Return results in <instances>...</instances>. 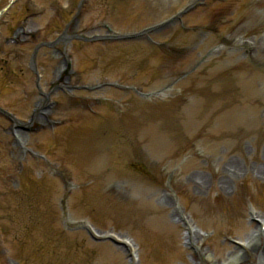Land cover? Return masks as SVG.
Returning <instances> with one entry per match:
<instances>
[{"label": "rangeland", "instance_id": "374dc122", "mask_svg": "<svg viewBox=\"0 0 264 264\" xmlns=\"http://www.w3.org/2000/svg\"><path fill=\"white\" fill-rule=\"evenodd\" d=\"M192 1L15 0L0 15V107L22 123L39 98L27 68L37 35L67 25L105 35L69 40L70 84L87 89L51 93L47 122L16 127L22 146L0 112V264H130L83 222L130 238L135 264H223L254 233L264 219V0H198L138 38L107 32L139 31ZM17 24L36 35L22 61L2 53L17 47ZM48 51L36 60L46 93L58 61ZM241 257L234 264H258V249Z\"/></svg>", "mask_w": 264, "mask_h": 264}, {"label": "flooded vegetation", "instance_id": "af4514ba", "mask_svg": "<svg viewBox=\"0 0 264 264\" xmlns=\"http://www.w3.org/2000/svg\"><path fill=\"white\" fill-rule=\"evenodd\" d=\"M77 19H75L73 27H75ZM69 25L65 26L61 30V32H58L59 29H54L53 32L55 33L54 36L50 37H43L40 38V35H37V38H39V41L33 46L31 53L29 54V58L27 60V68H29V71L36 74V86L39 88V98L35 102V108L32 109V114L29 116V119L32 118L33 121H45L47 122L46 114L50 113L49 106H53L54 102L50 100V94L55 93L59 90L66 91L71 89H85L87 87H81L83 85H72L70 84L71 80V69L70 65L68 63V56L65 52V48L69 43V40L71 41L72 38H75L78 34L75 33V29L72 28L71 31L68 30ZM69 31V32H68ZM33 30H25L24 26H21V24H17L15 26V30L12 33V42L14 45H17V47L14 48L12 51L8 52H2L4 54H13V58L19 61L23 60V57L26 56V52L23 50L25 47L32 45V38H35L36 35ZM37 44H40V47L38 48L35 57L32 58L33 50L36 47ZM21 47V48H20ZM19 48L21 50H19ZM43 48H50V51L48 53L51 57H56L58 59L57 64L53 68V79L51 80V83H49L47 86L50 87L49 92H43L40 88V77L42 75L40 74L41 68L37 67V57L40 53V50ZM45 52L44 54H46ZM7 58H5V61ZM65 67L67 74H63ZM22 70V69H21ZM46 81H44L45 83ZM46 84V83H45ZM78 87V88H77ZM38 112V113H37Z\"/></svg>", "mask_w": 264, "mask_h": 264}, {"label": "bare ground", "instance_id": "6f19581e", "mask_svg": "<svg viewBox=\"0 0 264 264\" xmlns=\"http://www.w3.org/2000/svg\"><path fill=\"white\" fill-rule=\"evenodd\" d=\"M181 220L183 221L184 225L187 226V228L189 229V233L186 232L185 230V239L189 240L190 242L194 239V235H195V227H193L192 222L185 216L184 219L181 218ZM260 230L261 232H264V219H259V225L255 228V230H253V232H256L257 230ZM254 233H251L246 240V244L248 245V247L246 248L247 250L250 249L253 245H255V241L256 236ZM114 238H117L118 240H121L123 243V247L127 250V254L129 257V261L130 264H135L136 261V254H135V246L132 243V241L130 240V238L125 237V236H121L118 235L116 233H113ZM258 254H259V258L260 259H264V248L261 247L258 249ZM240 253V252H239ZM239 253H233L230 252V254L228 255L229 260L226 263L223 264H234L235 262H238L240 259V255ZM215 264V263H213Z\"/></svg>", "mask_w": 264, "mask_h": 264}, {"label": "water", "instance_id": "95a60500", "mask_svg": "<svg viewBox=\"0 0 264 264\" xmlns=\"http://www.w3.org/2000/svg\"><path fill=\"white\" fill-rule=\"evenodd\" d=\"M192 5V4H191ZM184 11H186V10H181L180 12H178L177 14H175V16L173 17V18H175V17H178L180 14H182ZM1 13V12H0ZM166 21H164V22H162V24L163 23H165ZM156 26L157 25H153V26H151V27H148V28H146L147 30H152V29H155L156 28ZM130 35V34H129ZM132 36H135L136 34L134 33V34H131ZM97 37V36H96ZM127 38L128 36H124V35H120V38Z\"/></svg>", "mask_w": 264, "mask_h": 264}]
</instances>
